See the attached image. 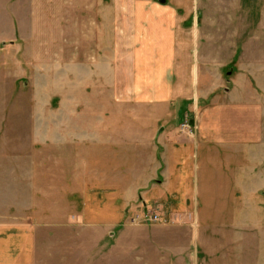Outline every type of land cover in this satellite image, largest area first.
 <instances>
[{
  "label": "rangeland",
  "instance_id": "obj_1",
  "mask_svg": "<svg viewBox=\"0 0 264 264\" xmlns=\"http://www.w3.org/2000/svg\"><path fill=\"white\" fill-rule=\"evenodd\" d=\"M141 1L143 0H0V264H264V114L260 144L247 143L245 147L232 151L233 159H229L225 153L221 162L220 159L214 158L211 160V167L202 168L201 173L205 172L204 176L208 180V183L204 184L211 192L210 195L206 192L200 194L197 199L191 194L190 201L195 203V207L197 200L201 203V207L195 209L198 216L179 206H172L168 211L162 201H141L134 209L128 210L125 220H119V226L103 234L100 231L104 230V225H93L105 223L107 220L105 215L94 212V192L100 189L99 185L102 183L101 179L97 178L100 174L99 164L113 163L116 155L118 156L114 161L119 164L122 160L121 153L102 152L94 146L95 141L89 137H86L87 140L80 138V142L71 140L68 144L69 161L66 160V167L55 170L58 176H69L70 182L65 184L69 185V198L63 197L62 192L52 196L49 188L52 181L51 178L47 180L46 175L49 168L35 166L36 162L45 158V134L35 133L31 116L37 110H46V107L58 109L63 103L60 100L53 103L48 101L47 104L45 99L49 91H45V87L39 83L40 80L34 83L28 77L31 73L28 67L24 66L25 69L18 73L12 72L13 75L9 71L4 74L3 60L14 66L11 61L14 54L6 51L3 55L1 49L5 46L9 48V42L14 41L21 46L18 57L22 56V51L29 52L31 35L35 33L34 25L37 21L43 41L49 46L46 58L56 60L51 59L52 65L49 67L53 68V73H60L57 71L56 62L58 63L62 56L58 55L59 49L57 50L61 44L63 48H71L73 60L79 58L78 49L81 44L77 41V17L82 14L79 13V3L85 2L86 6L82 7V11L85 10L83 15L91 14L90 22L86 17L87 25L89 22L91 28L95 25L92 23L94 5L101 4L98 7V12L102 10L101 18L107 16L111 10L112 16L115 10H118L120 16L123 15V22L118 21L116 27L117 48L119 53L121 50L126 57L132 56L130 52H135L136 55L142 45H148L151 41L146 36L141 37L133 28L137 21L136 5ZM149 1V4H161L160 0ZM254 4L256 6H253ZM257 4L261 7L264 0H167L164 5L178 9V17L185 19L182 23L178 22L181 27L187 28L190 25V17L197 16L203 32L207 24L220 31L221 37L212 40L213 47H223L224 51L218 49L216 57H220L224 52L221 57L230 60L234 67L237 58L233 61L232 59L238 56V51L243 48L241 38L230 30L234 32L239 24L245 26L247 20L252 26L254 20L263 15L264 7H257ZM222 18L228 23L223 22ZM106 24L107 29L108 26L113 27V21L111 25L109 21ZM122 24L127 30L123 33ZM90 35L92 39L87 45L92 50H96L95 46L100 45L99 49L109 54V46H115L114 37L111 36L110 40L108 33V38L101 44L94 41L93 32H90ZM262 36V43H251L252 48L260 49L262 54L256 53L250 57L251 60H256V64L262 69L260 91L264 113V35ZM199 40L202 41V49H205L206 39ZM97 59L96 62L87 58V62L93 67L96 62L98 66V54ZM204 60L205 58L202 62ZM105 64H101L103 69ZM201 65L204 70L200 76H207L209 69L205 68L204 62ZM126 68L129 71L130 63H126ZM230 70L227 68L218 72L212 71L210 77L214 79V83L219 82L216 76L233 78L234 69L229 75ZM127 71L126 76L120 74L119 78L129 81L131 77H128ZM17 76L26 78L22 81ZM92 76L85 77L88 95L82 104L83 116L79 119H69L71 139L77 138L76 131L80 127L83 128V125L88 133H92L94 127H99L100 124L111 126L106 122V117L111 116L109 119L113 122L112 125L120 124L123 120L119 112V100H122L127 86L118 85L119 91L123 93L117 90L118 104L114 107L109 102V74L101 71V76L95 75L103 84L100 91H95L93 85H88V82L93 80ZM189 78L182 74V80L188 81ZM185 89L190 91V87ZM75 91V95L85 97L84 93L77 94V89ZM246 92L247 86L241 81L238 93L241 95ZM53 97L59 99L56 93ZM68 108L72 112L76 111L78 102L71 103ZM189 115L180 128L189 136H195L198 125ZM191 129L193 133L190 134ZM125 158L128 161V156ZM217 161L220 165L223 163L224 167H220ZM83 162L84 183L77 182L79 168L80 172L83 171ZM103 167L109 169L107 166ZM128 179L122 180V186L128 184L125 182ZM82 187L87 191L84 203L79 193H76ZM47 192H50V195ZM83 205L87 207L86 217H81ZM80 222H85V227H78Z\"/></svg>",
  "mask_w": 264,
  "mask_h": 264
},
{
  "label": "crops",
  "instance_id": "obj_2",
  "mask_svg": "<svg viewBox=\"0 0 264 264\" xmlns=\"http://www.w3.org/2000/svg\"><path fill=\"white\" fill-rule=\"evenodd\" d=\"M149 3V0H143L136 5L137 21L133 28L141 37L146 36L151 41L148 45H142V49L138 50L136 55L135 52H130L132 55L130 57H126L121 50L119 53L117 48L116 27L118 21L123 22V15L120 16L118 10H115L112 16L111 10L107 16L101 18L102 10L98 12L101 4L94 5V22L92 23L95 25L91 28L89 24L91 14L83 15L85 10L82 11V7L86 6L85 2L79 3V13L82 14L77 17V41L79 45L81 44L78 49L79 58L73 60L71 48H63L61 44L57 50L59 49L58 55L62 56L58 59V63L56 62L57 71L60 73H53V68L49 67L52 65V60H56L46 58L49 46H46L47 43L43 41L37 21L34 25L35 33L31 35L29 52L22 51V56L18 57L21 46L14 41L9 42V48L5 46L1 49L3 55L6 51L14 54L11 60L14 66L8 65L3 60L4 74L8 71L11 72L10 74L18 73L28 67L31 72L28 77L34 83L40 80L42 83L40 81L39 83L45 87V91L46 89L49 91L45 99L47 104L48 101L53 103L60 100L63 103L58 109L46 107V110H37L31 116L35 133L45 134V158L36 162L35 166L42 165L49 168L46 175L47 180L51 178L52 181L49 187L52 196L55 197V194L62 192L63 197L69 198V185H65L70 182L69 176L64 174L58 176L55 170L66 167L69 161L68 144L71 140L80 142V138L84 137L87 140L86 137H89L97 143L94 142V146L102 152L121 153L122 160L119 164L118 161H114L118 155L113 158V163L107 165L100 162L99 164L100 174L97 178L101 179L102 183L99 185L100 189L94 192L93 200L96 207L94 212L105 215L109 221L89 224L97 225L94 227L104 225V230L100 231L103 234L119 226V220L120 222L125 220L128 210L134 209L141 201L147 203L162 201L165 203V208L169 209L168 211L172 206H179L190 214L195 213L198 216L195 209L198 210L201 203L195 200V207V203L190 201L191 194L193 193L194 198L197 199V197L200 198V194L206 192L210 195L211 192L204 184H207L208 180L204 176L205 172L201 173L202 168L211 167V160L214 158L220 159L221 162L225 153V156L233 159L232 151L245 147L247 143L259 142L260 144L262 141L264 114L260 91L262 69L256 64V60H251L250 56L256 53L262 54L260 49H253L251 43H262L264 10H262L263 15H258V20L252 23L253 29L248 20L247 22L245 20V26L239 24L240 27L238 25V29L234 32L230 30L231 33L236 32L241 38L243 48L238 51L239 54L236 53L238 56L235 54L236 57L232 59L233 61L237 58L236 66L233 67L230 60L221 57L224 52L220 57H216L218 49L224 51L223 47H213L212 40L221 37L220 31L214 30L207 24L203 32L202 26L198 24L197 16L190 17V25L187 28L181 27L178 22L182 23L185 19L178 17V9H175V6ZM257 7H260V4H257ZM261 7H264V4ZM86 17L89 18L88 25ZM107 21L110 25L113 21L114 29L112 26L110 28L108 26L107 29V24L105 25ZM222 21L227 22L224 19ZM67 28L68 26L65 29ZM239 28H243L242 32ZM125 30L122 24L121 32ZM90 32H93L94 41L98 44L103 43L108 36L109 39L111 36L114 37L115 46L110 43L111 46L108 48L110 55L99 49L100 45L95 46L99 52L88 48L87 44H90L92 39ZM202 38L206 39L205 49H202V41L199 40ZM93 51L95 53L92 54ZM97 54L100 62L98 66ZM87 58L96 61L95 64L93 63L94 67L87 62ZM203 58H205L203 61L205 68H208L209 72L206 73L207 76L201 77L200 73L204 70L201 65ZM103 62L106 63L104 69L101 67ZM126 63H130L129 71H127ZM227 68L234 69L233 78L224 76V79L216 76L219 82L214 83L210 73L227 70ZM101 71H106V74L110 76L109 102L114 107L118 104L117 90L123 93L119 91L118 85L127 86L122 100H119V112L123 120L120 124L112 125L111 116H109L110 119L106 117V122H109L111 126L106 127L100 124L99 127H94L92 133L87 132L85 125L83 128L79 126L80 128L76 131L77 138L71 139L69 119H79L83 116L84 105L82 104L88 95L85 77L93 75V80L89 81L88 85H93L95 91H100L103 84L95 75L101 76ZM126 71L129 72L128 77H131L129 81L119 78L120 74L126 76ZM181 73L189 76V80H182ZM19 77L18 79L22 81L26 78ZM241 81L246 84L247 92L240 95L238 90ZM185 87H190V91H186ZM38 88L35 89L36 92ZM76 89L77 94L84 93L85 97L75 95ZM54 93L59 99L53 97ZM36 97L39 96L36 95ZM74 102H78V108L72 112L68 107ZM112 114L114 113H110ZM187 115L198 125L195 136H189L180 128ZM115 119H117V113ZM125 156H128V161ZM220 162L217 161L219 166L224 167V164L220 165ZM82 166L83 173L79 168L77 182L84 183L85 162ZM103 166L109 169H104ZM125 178H129L125 181L128 184L122 186V180L124 181ZM80 190L76 193H79L84 203L87 191H84L83 187ZM50 192L47 193L50 195ZM81 210V217H86L87 207L83 205ZM85 224L80 222L78 227H85ZM125 228L124 230H127Z\"/></svg>",
  "mask_w": 264,
  "mask_h": 264
},
{
  "label": "water",
  "instance_id": "obj_3",
  "mask_svg": "<svg viewBox=\"0 0 264 264\" xmlns=\"http://www.w3.org/2000/svg\"><path fill=\"white\" fill-rule=\"evenodd\" d=\"M166 1H167V0H160V2H161V3H163V4H165V3H166ZM232 72H233V69H231V70L229 71V73H228V74L230 75V74H232Z\"/></svg>",
  "mask_w": 264,
  "mask_h": 264
},
{
  "label": "built area",
  "instance_id": "obj_4",
  "mask_svg": "<svg viewBox=\"0 0 264 264\" xmlns=\"http://www.w3.org/2000/svg\"><path fill=\"white\" fill-rule=\"evenodd\" d=\"M191 133H193V130H192V129L190 130V134H191Z\"/></svg>",
  "mask_w": 264,
  "mask_h": 264
}]
</instances>
